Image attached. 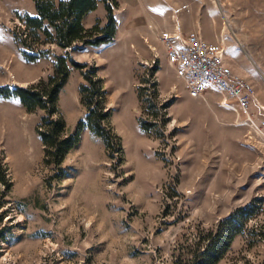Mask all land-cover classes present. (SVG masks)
Instances as JSON below:
<instances>
[{"label": "rangeland", "instance_id": "1", "mask_svg": "<svg viewBox=\"0 0 264 264\" xmlns=\"http://www.w3.org/2000/svg\"><path fill=\"white\" fill-rule=\"evenodd\" d=\"M116 1L113 42L71 57L102 80L119 146L116 140L106 146L85 128L59 170L44 162L36 132L43 112L28 113L17 99L0 97V163L12 183L3 211L17 237L0 251V264H172L194 236L258 199L218 264H264V120L256 124L249 112L253 105L264 118V0ZM101 7L103 19L96 20L104 22ZM199 9L208 28L212 20L220 24L212 44L220 43L225 56L241 49L225 40L236 36L248 45L241 74L223 56L254 87L248 118L212 89L190 97L160 42L177 32L152 31ZM24 14L34 15L33 0H0V88L45 79L54 53H61L46 46L50 54L23 59L16 38ZM85 71L72 69L59 95L68 133L86 113L79 96Z\"/></svg>", "mask_w": 264, "mask_h": 264}, {"label": "trees", "instance_id": "2", "mask_svg": "<svg viewBox=\"0 0 264 264\" xmlns=\"http://www.w3.org/2000/svg\"><path fill=\"white\" fill-rule=\"evenodd\" d=\"M33 4L34 15L24 14L20 17L24 28L16 38L23 59L27 63H33L50 54V49H43L46 46H53L54 50L61 53H54L51 75L26 88L1 87L0 97L6 100L17 99L28 113L38 110L43 112L36 132L44 147V162L60 170L66 154L79 145L81 133L85 128L93 136L101 138L106 146H110L114 140L119 146L117 138L110 131V113L104 107L102 80L97 77L95 68H88L86 63H77L71 57V53L82 48L99 47L113 42L116 20L112 5L117 6V1L33 0ZM99 4L104 5L105 21L96 20L92 27L85 28L84 19L94 12ZM72 69L81 72L87 69L82 73L84 83L79 86L80 102L86 113L77 123L74 132L68 133L58 101ZM117 149L121 150V147ZM6 176L7 170L0 163V251L17 240L14 226L8 225V220H5L9 211H3L9 203L8 193L12 187ZM261 201L258 199L251 205L236 209L212 229L198 233L181 251L178 250L172 264H218L235 238L243 233Z\"/></svg>", "mask_w": 264, "mask_h": 264}, {"label": "built area", "instance_id": "3", "mask_svg": "<svg viewBox=\"0 0 264 264\" xmlns=\"http://www.w3.org/2000/svg\"><path fill=\"white\" fill-rule=\"evenodd\" d=\"M160 42L166 50L169 66L185 83L190 97L203 98L206 89H212L235 100L248 118V105L256 101L254 87L223 62L224 49L220 43H206L196 33L184 37L179 34L163 36Z\"/></svg>", "mask_w": 264, "mask_h": 264}, {"label": "crops", "instance_id": "4", "mask_svg": "<svg viewBox=\"0 0 264 264\" xmlns=\"http://www.w3.org/2000/svg\"><path fill=\"white\" fill-rule=\"evenodd\" d=\"M101 8L102 9L100 10V4H99L97 6V9L94 12L90 13L84 19L83 24H84L85 28H87V29L90 28L94 24V21L96 19H100V20L103 19V16H104L103 7H101ZM98 12H101V13H99V17H96V16H98ZM207 20L204 16L203 11L201 9H199V11L196 10V12L194 14H192L189 19H187L186 16H185V18L180 17L178 19V21L174 24V26L172 24H170V20L169 21L165 20L163 22L162 27L160 26L161 27L160 29L155 27V29H153L152 31L154 32V30H156V33L162 32L165 35H171V34L176 33V32L177 33L183 32L186 34L191 33V32L197 33L198 36L203 41H205L206 43L212 44L218 40L217 35L221 31V27H220V24H218L216 21L212 20L211 21V27L208 28L209 27L208 26L209 21H207ZM215 36H216V39H214ZM221 37H224V36L221 35ZM231 40H233V41L230 42L229 40H225V45L227 44V46L229 48H231V46L233 47L234 45H236L237 47H241V49H237L238 52L236 53L235 50H231L227 47L229 49V51H228V54H226V56L224 55V61L227 65H229L231 68H233V70L235 72L240 73L241 71H243V69L239 66L240 64L244 63L243 58L249 59V57H250L249 54H247V52L245 51L248 45L243 47L242 43L245 40L239 39L236 36H234L233 39H231ZM249 112L252 115V118L254 119L255 123L258 122V120L259 121L261 119L264 120V118H261L260 116H258L257 110L254 109L253 105H250ZM258 124H260V123H258ZM259 127H260V125H259ZM261 127L262 128L260 130L264 134V123H263V126H261Z\"/></svg>", "mask_w": 264, "mask_h": 264}]
</instances>
